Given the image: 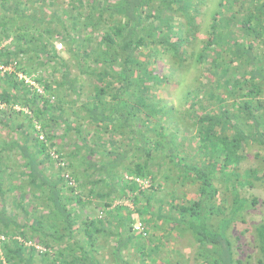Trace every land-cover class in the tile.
I'll return each instance as SVG.
<instances>
[{"label":"trees","instance_id":"obj_1","mask_svg":"<svg viewBox=\"0 0 264 264\" xmlns=\"http://www.w3.org/2000/svg\"><path fill=\"white\" fill-rule=\"evenodd\" d=\"M194 1L0 0L8 12L0 19L1 40L12 37L3 56L42 90L16 73L0 78L9 85L0 92V264H173V249L154 232L164 224L190 232L199 264L240 262L227 230L257 203L240 197L239 188L261 180L241 163L251 144L264 147V0H219L197 59L187 43L200 10ZM29 52L39 66L55 61L60 79L24 69L20 57ZM163 56L194 58L209 77L188 97L193 149L169 135L164 120L173 112L152 94L168 78L156 71ZM114 125L126 142L111 136L106 149L100 132ZM91 130L96 138L88 139ZM71 134L79 143L65 152ZM171 175L197 184V197L183 202L170 191L165 208L156 194ZM130 176L148 180L149 188ZM222 190L232 196L227 214ZM92 204L94 218L76 211ZM136 222L147 236L134 230ZM255 232L256 262L264 264V224Z\"/></svg>","mask_w":264,"mask_h":264},{"label":"rangeland","instance_id":"obj_2","mask_svg":"<svg viewBox=\"0 0 264 264\" xmlns=\"http://www.w3.org/2000/svg\"><path fill=\"white\" fill-rule=\"evenodd\" d=\"M218 1L219 0L194 1L195 3L199 2L200 10L198 12V19L196 21L197 24L194 33L189 34L192 35V39L187 43L188 50L194 54V57L196 56V59L201 51L200 49L203 41L207 38L208 26L212 16H214V13L216 12ZM59 3H61V0ZM5 15H8V12L3 11L0 8V19L5 17ZM60 17H63V15H60ZM52 43L58 51L57 56L67 61L70 65L71 73L76 75L77 70L74 67V61L70 59L65 52L58 49V47H60V41L53 40ZM28 57H31L32 60L28 61ZM20 61L23 68L26 70H35L34 72L38 73L42 77L46 74V78L49 79H60L62 73L61 69L57 68L56 71L52 70L55 68V61H53L54 63L50 62L45 66H39L40 60H37L30 52L23 54L20 57ZM176 62L177 60L175 61L167 56H163L162 61H160L156 66V71L158 75H166L168 78L167 80H163L161 83L159 82V85L152 91V94H154V97L159 99L160 107H162L164 111L168 112L169 110H172V119L171 121L164 120L167 123L165 125L170 129L169 135L174 134L177 142L183 141L184 144L187 143L186 148L188 150L189 148L193 149L194 141L190 144L189 138L194 133L195 129L193 119L186 116L187 111L189 110V93L201 90L205 81L209 80V77L204 73V71H202V66L198 65L197 61H194V58L193 60L189 59L183 63L178 61V67L176 66ZM194 93L197 94V92ZM168 116H170L169 113ZM83 122V120L78 119L75 124H77V126H81ZM118 129L120 128H117V126L114 125L111 130L108 127H104L100 132L102 140L106 141V149H111L113 146V144H111V139H109L111 136L117 139V142L119 143L124 144L126 142L125 138L117 135ZM54 132L56 135V142L59 143V138L63 137L64 125L60 124L57 126ZM93 133L94 132L91 130L88 139L91 137L96 138V135H92ZM66 138L67 139L63 142V146H61V149L65 152L69 149L71 150L74 143H79L78 137L73 138L72 134ZM67 144H71V146ZM125 147L126 146H124V148ZM122 148L118 150H121ZM95 158H99V156L96 155ZM241 168L257 169L258 175L261 176V180L250 179L252 185L239 188L240 197L248 200L255 198L257 203L253 207L246 208V210L237 216L236 220L227 230V239L230 242V246H232L234 258L240 261L238 264H257L256 261L260 254L258 250V243L255 240V229L260 224H264V147L251 144L248 148L247 157L241 163ZM161 178L162 176H160V179ZM163 182L164 187L159 190L163 193L158 192L156 194V198L161 196L165 198V202L162 203L165 208L166 202L170 200L167 195L170 191L174 193V196L179 201L183 202L184 200L189 201L190 199L197 197L198 185L191 183L189 180L175 182L174 176L171 175L167 180H163ZM87 191L88 189H85L82 194L86 195ZM223 195L227 198V203L222 205L225 209V213L227 214V208L231 204L232 196L230 193H226V191L222 190L220 197L222 198ZM120 203H122V205L130 206L128 202L123 200L115 202L116 205H119ZM156 204L157 202L155 201L154 207H156ZM94 205L95 204L86 205L83 208L77 207L76 211L82 217L92 216L94 218V216H97L98 213ZM166 226L167 225L165 224L160 225L154 232L158 238L160 236L164 237L162 238L164 241V248L169 250L173 249V252L167 253L172 260L171 262L173 264H199L202 259L195 251L196 244H194L193 237L190 232L182 231L179 227L169 231ZM164 248L161 250L162 252L164 251Z\"/></svg>","mask_w":264,"mask_h":264},{"label":"built area","instance_id":"obj_3","mask_svg":"<svg viewBox=\"0 0 264 264\" xmlns=\"http://www.w3.org/2000/svg\"><path fill=\"white\" fill-rule=\"evenodd\" d=\"M11 43V41H2L0 42V78L5 77L6 75L12 74V73H16L17 75V79L20 81H23L25 84L30 85V86H34L36 87L37 91L39 93H42V90L40 88L37 87V85L34 83V81L29 78L28 76L24 75L23 73L20 72H16V67H17V61L15 60H9L6 61V59L3 56V52L6 46H8ZM60 47H58V49H60ZM5 107V103L2 102L0 100V109ZM17 110L19 109L18 107H15ZM53 157L55 158V156L53 155ZM126 180L128 181H134L135 183H137L139 185V187H141L142 190H146L149 188L150 183L148 180H142L140 178H134L132 176L130 177H125ZM71 185V184H69ZM134 230L136 232H138L139 234H141L142 236H147V234L144 232V227L142 226L141 223L136 222L134 223ZM0 240H4V237L1 236ZM20 240V239H19ZM27 246H33L34 248H36L39 251H45V249L37 244H34L32 242H28L26 243Z\"/></svg>","mask_w":264,"mask_h":264},{"label":"crops","instance_id":"obj_4","mask_svg":"<svg viewBox=\"0 0 264 264\" xmlns=\"http://www.w3.org/2000/svg\"><path fill=\"white\" fill-rule=\"evenodd\" d=\"M0 31H1V29H0ZM1 38H2V35H1V33H0V42H2V41H11V39H12V37L11 36H9L8 38H5L4 40H1ZM11 44V43H10ZM9 44V45H10ZM9 85L8 84H6L5 82H0V92H1V88H7ZM7 90H9V91H11V87H10V89H7Z\"/></svg>","mask_w":264,"mask_h":264}]
</instances>
